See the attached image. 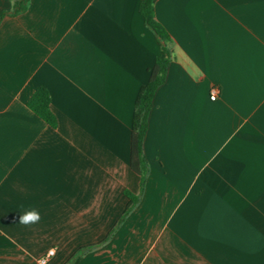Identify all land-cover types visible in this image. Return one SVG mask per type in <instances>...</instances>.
I'll return each mask as SVG.
<instances>
[{
	"label": "crops",
	"instance_id": "obj_1",
	"mask_svg": "<svg viewBox=\"0 0 264 264\" xmlns=\"http://www.w3.org/2000/svg\"><path fill=\"white\" fill-rule=\"evenodd\" d=\"M16 0H0V11ZM141 0H29L0 20V264H264V0H156L172 39L129 165L160 44ZM45 88L50 127L27 106ZM217 88L215 100L209 99ZM40 210L36 223L20 211Z\"/></svg>",
	"mask_w": 264,
	"mask_h": 264
},
{
	"label": "trees",
	"instance_id": "obj_2",
	"mask_svg": "<svg viewBox=\"0 0 264 264\" xmlns=\"http://www.w3.org/2000/svg\"><path fill=\"white\" fill-rule=\"evenodd\" d=\"M156 0H141L139 12L143 17L145 26L153 31L159 44L161 53L156 56L155 62L149 71L148 81L140 86L134 105L131 121L130 135V169L139 177V190L137 193L125 189L124 195L128 202L116 225L123 221L129 211L138 202L142 194L148 165L143 154V141L147 131L148 119L153 106V99L158 88L164 83L167 69L170 63V46L172 39L165 28L157 22L154 16V4ZM29 0H16L10 10L0 11V20L4 16H15L27 9ZM49 93L43 87L36 88L27 101V106L50 127L56 126V118L49 108ZM81 248L75 253L67 264H75L78 260Z\"/></svg>",
	"mask_w": 264,
	"mask_h": 264
},
{
	"label": "clouds",
	"instance_id": "obj_3",
	"mask_svg": "<svg viewBox=\"0 0 264 264\" xmlns=\"http://www.w3.org/2000/svg\"><path fill=\"white\" fill-rule=\"evenodd\" d=\"M19 212V222L22 224L36 223L41 219L40 210L36 207H27Z\"/></svg>",
	"mask_w": 264,
	"mask_h": 264
},
{
	"label": "built area",
	"instance_id": "obj_4",
	"mask_svg": "<svg viewBox=\"0 0 264 264\" xmlns=\"http://www.w3.org/2000/svg\"><path fill=\"white\" fill-rule=\"evenodd\" d=\"M216 97H217V88H215V87L211 88L210 94H209V99L210 100H215ZM53 254H54V248H49L45 252V254L39 258V262L41 264H44L48 260V258L51 257Z\"/></svg>",
	"mask_w": 264,
	"mask_h": 264
}]
</instances>
